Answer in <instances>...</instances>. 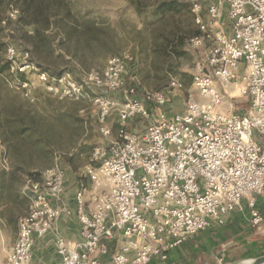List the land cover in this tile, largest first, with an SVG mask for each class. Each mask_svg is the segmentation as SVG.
<instances>
[{"label": "built area", "instance_id": "obj_1", "mask_svg": "<svg viewBox=\"0 0 264 264\" xmlns=\"http://www.w3.org/2000/svg\"><path fill=\"white\" fill-rule=\"evenodd\" d=\"M186 2L197 25L189 41L195 47L208 42V51L193 75L196 95L182 110H169L173 91L184 88L179 78L142 94L127 81L129 52L111 56L105 69L80 82L70 72L52 76L38 69L29 51L7 47L9 70L23 91L31 87L28 73L60 98L98 90L93 101L106 141L82 167L92 185L79 184L75 209L61 202L62 165L26 179L30 204L0 264H34L37 239L52 230L57 260L51 264H149L211 226L225 225L233 211L247 208L253 225H264L258 207L260 198L264 202V0ZM241 96L249 106L238 113L232 99ZM141 121L142 130L131 129ZM7 164L0 144V167ZM63 214L78 218L80 240L57 231Z\"/></svg>", "mask_w": 264, "mask_h": 264}, {"label": "rangeland", "instance_id": "obj_2", "mask_svg": "<svg viewBox=\"0 0 264 264\" xmlns=\"http://www.w3.org/2000/svg\"><path fill=\"white\" fill-rule=\"evenodd\" d=\"M172 2L173 9H167ZM196 29L186 0H0L3 58L4 47L14 46L29 51L38 69L66 70L83 82L91 71L105 69L111 56L129 52L133 59L127 81L142 92L168 88L174 77L184 83L172 93V111L182 110L191 93L196 95L193 75L208 51V42L201 47L190 43ZM25 77L31 84L28 92L19 88V77L11 70L0 74V144L8 161L0 167V201L12 220L10 234L17 232L27 206L20 192L27 178H41L57 164L81 169L93 148L106 141L93 101L98 90L91 87L89 97L71 100L39 85L37 74ZM232 101L238 112H246L245 97ZM135 124L145 126L143 121Z\"/></svg>", "mask_w": 264, "mask_h": 264}, {"label": "crops", "instance_id": "obj_3", "mask_svg": "<svg viewBox=\"0 0 264 264\" xmlns=\"http://www.w3.org/2000/svg\"><path fill=\"white\" fill-rule=\"evenodd\" d=\"M228 24L229 22L227 21L226 31L231 32ZM130 127L134 131H139L142 130L143 126H138L137 124L133 126L131 124ZM63 167L66 169L67 174L65 180L66 190L61 202L75 209V196L80 186L79 184L84 183L88 187H91L92 184H90L91 182L87 176L82 175L83 168L77 169L66 165ZM24 184L20 192L23 193L27 206L22 215L27 212L30 204L28 195L24 190ZM8 205L9 203L6 204L7 207ZM258 207L264 213V202L261 198L258 201ZM11 221L0 201L1 263L6 261L11 248L18 238V230L10 234L9 224ZM263 227L264 225L261 227L253 225L247 208L244 211L236 210L227 216L225 225L211 226L208 230L169 252L166 259H153L149 264H232L248 258H256L264 254ZM57 231L72 241L81 239L80 223L75 215L67 216L63 214L60 217ZM55 239L54 230L44 235V238L37 239L34 247V264H51L57 260Z\"/></svg>", "mask_w": 264, "mask_h": 264}, {"label": "trees", "instance_id": "obj_4", "mask_svg": "<svg viewBox=\"0 0 264 264\" xmlns=\"http://www.w3.org/2000/svg\"><path fill=\"white\" fill-rule=\"evenodd\" d=\"M173 7H174V5H173V2L169 5L168 4V7H167V9H169V10H172L173 9ZM48 20H49V18H48ZM39 32V34L40 33H44V32H40V29L39 30H37V33ZM45 37H48L47 35H44ZM41 38H43V37H41ZM5 48V52H6V47H4ZM3 48V49H4ZM34 62H35V60L34 59H32ZM9 66H10V62H9V60L7 59V58H3V56H0V74H6V72H9L10 70H9ZM48 71V70H47ZM52 76H60V75H62V74H64V73H67L66 72V70H55V71H48ZM24 76V75H23ZM139 93L140 94H142V91H141V89H139ZM238 112V111H237ZM238 113H240V112H238ZM242 113V112H241Z\"/></svg>", "mask_w": 264, "mask_h": 264}, {"label": "water", "instance_id": "obj_5", "mask_svg": "<svg viewBox=\"0 0 264 264\" xmlns=\"http://www.w3.org/2000/svg\"><path fill=\"white\" fill-rule=\"evenodd\" d=\"M250 263L248 264H264V254L256 258H250Z\"/></svg>", "mask_w": 264, "mask_h": 264}, {"label": "bare ground", "instance_id": "obj_6", "mask_svg": "<svg viewBox=\"0 0 264 264\" xmlns=\"http://www.w3.org/2000/svg\"><path fill=\"white\" fill-rule=\"evenodd\" d=\"M247 261H248V263H250V260L249 259ZM248 263H245V264H248Z\"/></svg>", "mask_w": 264, "mask_h": 264}]
</instances>
